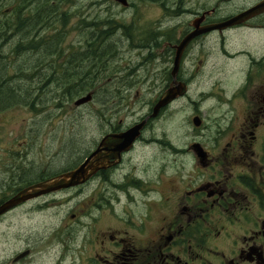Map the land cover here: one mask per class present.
Here are the masks:
<instances>
[{"label": "flooded vegetation", "instance_id": "1", "mask_svg": "<svg viewBox=\"0 0 264 264\" xmlns=\"http://www.w3.org/2000/svg\"><path fill=\"white\" fill-rule=\"evenodd\" d=\"M155 1L176 16L188 11L181 8L184 0H175L173 8L168 0ZM263 1L251 0L225 15H219V5L205 3L191 10L182 33L159 28L141 33L139 42L129 35V46L138 54L110 79L120 75L129 94L136 84L155 86L151 101L142 100L140 118L129 124L117 119L122 110L97 111L100 136L61 168L12 161L13 188L0 203L32 184L78 169L95 153L97 160L107 158L82 184L13 209L77 200L60 224L65 240L59 264L68 258L70 264H264V12L223 30L198 33L180 48L196 28ZM116 37L109 45L112 59L118 56ZM50 80L49 74L43 85L50 86ZM173 91L184 92L167 100ZM116 97L111 95L113 104ZM209 102L212 109L205 110ZM116 105L121 106L119 100ZM178 110L190 112L185 132L180 131L184 124L154 130V124ZM139 123L140 135L124 150L99 149L104 138ZM19 154L28 157L31 151ZM32 254L28 247L10 262L28 263Z\"/></svg>", "mask_w": 264, "mask_h": 264}, {"label": "rangeland", "instance_id": "2", "mask_svg": "<svg viewBox=\"0 0 264 264\" xmlns=\"http://www.w3.org/2000/svg\"><path fill=\"white\" fill-rule=\"evenodd\" d=\"M128 1L127 6L116 0H67L63 2L58 14L53 18V25L56 29H49L47 33L40 31V33L29 34V39L33 40L31 43L38 45L37 49L34 48L32 52L15 51L21 40L20 33H0L2 34L0 69H4L6 77L10 78L8 83L1 81L2 85H5L1 86V89L5 92L8 88L11 90L27 88L31 95L24 101L21 100V96L20 99L14 100L11 106L0 108V167H2L0 199L13 188L14 183L11 180V168L9 167L12 161L22 163L30 160L36 166L41 164V167L44 165L49 169H56L69 165L83 151L91 148L100 136L96 118L99 116L97 111L111 108L122 110L117 119H123L129 124L140 118L142 100L151 101L155 95V86L136 84L131 87L132 91L129 94L126 89L130 86L124 85L125 83L120 80V75L119 78L115 76L117 78L110 79L114 71L122 70L129 59L136 58L138 54L137 49H131L129 46L127 41L129 35L139 42L141 33L156 31L159 28L182 33L190 22L191 10L202 4L219 5V15H225L248 4L251 0H184L181 8H188V11L179 16L174 15L169 8L163 10L159 1ZM174 1L168 0L172 8L176 5ZM32 7L33 5L30 6ZM18 8V0H0V19L14 17ZM22 11V17L26 18L30 15L26 12V8ZM63 11L68 13L65 24L60 21L64 18L59 16ZM107 19H115L133 27L131 33H126L123 29L116 31L117 37L114 40L118 44L114 46V50L118 56L114 59L111 58L112 56L106 59L99 67L101 72L97 76L92 74L93 70L86 74L88 70L78 71L77 74L81 81L83 78L87 79L86 85L90 87L89 90L77 92L74 99L65 98L62 91V99L58 100L57 94L61 92V87L52 80L49 81V84L52 82L50 86H44L42 80L47 78L53 69L56 71H60V67L63 69L64 62L69 55L71 58L80 56V53L86 50L87 39H90L91 33L97 28L95 25L89 26V23ZM62 30L66 32L58 33ZM9 34L10 37L12 34L14 36L9 38ZM77 69L72 68L71 70ZM57 73L54 72V74ZM91 92L94 93V99L81 106L75 105L76 100ZM18 95L20 96L21 93ZM111 95L117 96L115 103L117 104L119 100L121 106L111 102ZM32 98H35L33 105L30 103ZM54 99L64 102L61 108L54 104L55 102L52 101ZM212 105L213 102H209L203 107L206 108L205 110H210ZM189 115L190 112L187 110H178L177 113L166 116L162 122L154 124V130L175 128V126L184 124L180 131L185 132L189 125ZM148 135L151 136V131ZM26 148L30 149L31 155L27 157L24 154L21 158L19 153L25 152ZM76 202V199H72L71 202L62 204V198L55 202H32L2 217L0 219V264H11L12 257L28 247L32 249L33 254L25 264H59L62 243L65 240L63 234L65 231L61 229L60 224L62 217ZM70 229L74 231V226L72 225ZM63 263L70 264L71 261L68 258Z\"/></svg>", "mask_w": 264, "mask_h": 264}, {"label": "trees", "instance_id": "3", "mask_svg": "<svg viewBox=\"0 0 264 264\" xmlns=\"http://www.w3.org/2000/svg\"><path fill=\"white\" fill-rule=\"evenodd\" d=\"M65 1L67 0H18L19 8L16 10V15H14V17L0 19V33H20L19 35L21 40L16 46L15 51L24 53L29 49L28 47L30 46V44L33 45V43H31L33 42V40H30L26 33H40V31L47 33L49 29L54 28L55 25H53V18L58 14L62 3ZM28 2H30V4H28ZM32 5L33 7L30 8V6ZM25 8L26 12H29L28 14H30H27L28 17L26 18L22 17V10ZM59 16L64 18L60 21L65 24L68 19V13L63 11V13L59 14ZM91 25H95L97 27V33L96 31H93V34L91 33L93 36L90 37V39H87L86 50L82 51L80 53V56L77 55L71 58L69 55L64 62V68L62 69L60 67V71H56L53 69V72L50 74L52 82H56V84L61 87V92L57 94L58 100L62 99V91L65 98L70 97L74 99V96L77 92H85L86 90H89L90 87L86 85L87 79L81 78V81L77 74L78 71L81 72L82 70H88L85 72V74L87 72H91L92 70V74L100 73L101 70L99 69V67L102 66L104 61L109 57V45H111L110 40L112 38V35L115 34L117 30L123 29L126 33H131L133 29L131 25L120 23L115 19H107L105 21H98L97 23L95 21H92L91 23H89V26ZM64 32H66V30L59 31L58 33ZM147 33H157V30H151ZM8 37L10 38V34ZM37 47L38 45H33V49H37ZM1 62L2 60L0 59V65H2ZM80 65L81 69H79ZM71 67L78 69L71 70ZM4 72V69H0V108L11 106L14 103V100L20 99L21 96L22 101L31 96L27 88L25 90H11V88H8L5 90V92L2 91L1 86L3 87L5 85H2L3 83H1V81H7V83L10 81V78L6 77ZM54 72L58 73L54 74ZM92 78L94 79V77ZM18 93H21V95L19 96ZM34 99L32 98V100L30 101L32 105L33 102H35ZM57 99H54L52 101L55 102L54 104L57 105L58 108H61L64 102H59L57 101Z\"/></svg>", "mask_w": 264, "mask_h": 264}, {"label": "water", "instance_id": "4", "mask_svg": "<svg viewBox=\"0 0 264 264\" xmlns=\"http://www.w3.org/2000/svg\"><path fill=\"white\" fill-rule=\"evenodd\" d=\"M116 1L120 2L124 6L129 5L128 0H116ZM263 12H264V1L255 6L250 7L249 9L231 18H228L225 21L208 25L202 29L196 28L193 32H191L192 34H190L183 40V42L180 45V48L181 49L184 48L198 33H204L213 30H223L228 27L246 22ZM182 92L184 91H178V92L173 91L174 95L173 96L170 95V97H168L167 100L177 97V95L178 96L181 95ZM92 98H93L92 93H88L87 95L76 100L75 105L81 106L83 104H86L90 102ZM159 105L157 108H159ZM141 127H142V123H139L123 133L110 135L104 138L99 149L100 150L113 149V151L115 152H120L124 150L138 138V136L140 135ZM98 156H99L98 153L93 154L81 167H79L74 171L67 172L55 176L53 178L47 179L45 181L32 184L26 188H23L18 193L14 194L13 196L9 197L8 199L0 203V217L8 213L13 208L23 203H26L30 200H33L35 198H38L40 196L52 192L59 191L64 188L82 184L87 179H89L90 176L95 171H97V169H99L102 165H104L101 163L102 160L106 162L107 159L106 157H104L105 159L97 160Z\"/></svg>", "mask_w": 264, "mask_h": 264}, {"label": "bare ground", "instance_id": "5", "mask_svg": "<svg viewBox=\"0 0 264 264\" xmlns=\"http://www.w3.org/2000/svg\"><path fill=\"white\" fill-rule=\"evenodd\" d=\"M32 48H33V47H32ZM28 51H30V49H29ZM28 51H27V53H28ZM25 52H26V51H25ZM25 52H24V53H25ZM47 57H48V56H47ZM47 57H45V58H47ZM48 59H49V58H48ZM48 59H47V60H48ZM44 60H45V59H44ZM41 64H44V63H41Z\"/></svg>", "mask_w": 264, "mask_h": 264}]
</instances>
